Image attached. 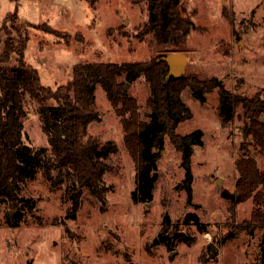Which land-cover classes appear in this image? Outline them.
I'll list each match as a JSON object with an SVG mask.
<instances>
[{"label": "rangeland", "instance_id": "1", "mask_svg": "<svg viewBox=\"0 0 264 264\" xmlns=\"http://www.w3.org/2000/svg\"><path fill=\"white\" fill-rule=\"evenodd\" d=\"M183 4L197 26L186 42L185 75L215 76L234 94L263 95L264 0H183ZM14 11L23 24H48L56 30L53 34L28 30L25 62L45 87L65 84L75 66L148 61L158 55L153 37L141 33L147 20L144 0H98L94 8L86 0H0V25ZM127 84L143 118L148 84L143 77ZM182 99L192 118L180 123L176 133L197 129L204 133V146L194 147L191 158L190 203L181 187L180 155L167 136L152 201L148 206L131 201L135 164L124 147L120 118L104 90L96 86L100 120L88 125L86 138L100 144L111 141L117 147L105 161L108 170L100 185L106 190L100 197L92 196L72 187L57 172L51 174L53 182L47 181L39 170L34 179L20 184L12 199H0V264H264L261 232L250 235L241 229L250 220L252 199L230 211L222 197V192L235 191L239 157L251 155L264 169V159L255 154L251 139L243 136L250 121L238 107L232 123L222 127L215 92L203 104L192 99L187 89ZM22 111V143L50 151L38 104L27 92ZM73 192L78 194L79 207L72 217ZM189 213L206 225L205 233L184 223ZM165 214L178 231L193 238L191 243L175 242L170 248L152 243ZM9 221L18 225L10 226Z\"/></svg>", "mask_w": 264, "mask_h": 264}, {"label": "trees", "instance_id": "2", "mask_svg": "<svg viewBox=\"0 0 264 264\" xmlns=\"http://www.w3.org/2000/svg\"><path fill=\"white\" fill-rule=\"evenodd\" d=\"M86 1L93 8L98 2ZM144 1L147 20L141 27V33L153 37L158 49L156 57L132 63L75 66L72 78L54 89L41 85L37 72L26 64L24 51L29 40V28L52 34L56 30L48 24H23L16 11L4 17L0 25L1 200L16 196L20 184L34 179L39 170H42L47 181L53 182L51 174L57 172L70 180L72 187L100 197V192L105 189L101 190L102 176L108 170L105 161L117 151V147L111 141L100 144L94 138H86L88 125L100 120L95 110L96 86L104 90L107 100L120 118L124 147L135 164L134 188L130 194L134 204L148 206L153 199L158 179L157 163L166 136L180 155L184 172L181 187L187 201L191 202V158L194 147L204 146V133L200 129L186 135L176 133L180 123L192 118L190 109L182 99L185 89L192 99L201 104L206 102L208 94L216 93V113L222 127L232 123L239 107L241 115L250 121L243 136L251 139L255 154L264 159V94H234L225 88L223 80L215 76L200 79L197 75H183L166 80L168 66L158 59L170 53L187 52V38L197 26L191 14H187L183 0ZM141 77L149 87L147 112L143 118L138 112L136 100L126 90L127 83H133ZM24 92L38 104L41 128L47 136L50 151L22 143ZM235 167L238 174L235 191L222 192V197L229 203L230 211H234L237 204L252 199L254 207L250 220L241 229L250 235L261 232L259 249L261 261H264V169L258 166L251 155L239 157ZM70 199L69 214L73 217L79 207L78 194L73 192ZM188 222L201 233L206 232V225L200 222L195 213L186 216L184 223ZM8 223L10 226L18 225L17 221ZM192 241L193 238L178 231L177 225H173L168 214H165L152 243L170 248L175 242L189 244ZM215 254L216 251L212 256Z\"/></svg>", "mask_w": 264, "mask_h": 264}, {"label": "water", "instance_id": "3", "mask_svg": "<svg viewBox=\"0 0 264 264\" xmlns=\"http://www.w3.org/2000/svg\"><path fill=\"white\" fill-rule=\"evenodd\" d=\"M158 60L164 61L168 66V72L165 76L166 80L170 77L177 78L185 75L187 57L184 53H170L162 56ZM127 86L128 84H126V87ZM217 183L219 184V180Z\"/></svg>", "mask_w": 264, "mask_h": 264}]
</instances>
